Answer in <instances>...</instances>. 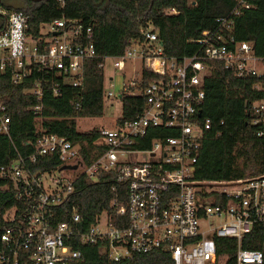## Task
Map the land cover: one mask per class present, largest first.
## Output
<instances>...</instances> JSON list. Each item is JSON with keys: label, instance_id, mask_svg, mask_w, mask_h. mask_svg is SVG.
<instances>
[{"label": "built area", "instance_id": "1", "mask_svg": "<svg viewBox=\"0 0 264 264\" xmlns=\"http://www.w3.org/2000/svg\"><path fill=\"white\" fill-rule=\"evenodd\" d=\"M252 6L248 0H235L213 28L193 38L199 45L193 54L178 58L166 53L157 29L148 22L122 53L100 57L97 65L105 73L110 59L122 78L116 83L113 73H106L104 95L119 100L123 93L142 95L143 106L132 118L120 123L116 118L115 126L100 127L89 160L80 142L41 130L32 152L0 164V193L12 191L22 205L13 203L0 211V262L74 264L83 258L74 247L81 243L97 245L112 261L162 250L170 264H264L262 250L240 246L254 223L264 224V173L226 179L195 176L201 141L211 127L209 117L199 119L211 61H221L238 76L255 77L253 88L259 95L249 103L250 123L258 135L264 131V55L233 33V17ZM0 17V73L9 74L11 82L30 78L25 90L37 98L45 86L58 96L64 85L83 84L85 60L97 56L90 25L62 16L39 22L33 33L28 13L2 4ZM73 103L78 106L80 100ZM9 121L0 99V132L8 133ZM52 154L60 160L56 169L32 171L27 166ZM110 169L127 184L125 201L112 198V210H100L84 229L76 210L51 222L48 207L64 200L79 175L95 178ZM201 191L211 192L206 202ZM220 193L227 198L224 204L215 201ZM208 215L224 221L201 230L199 220ZM215 236L237 239L232 257L218 255Z\"/></svg>", "mask_w": 264, "mask_h": 264}, {"label": "trees", "instance_id": "2", "mask_svg": "<svg viewBox=\"0 0 264 264\" xmlns=\"http://www.w3.org/2000/svg\"><path fill=\"white\" fill-rule=\"evenodd\" d=\"M23 1L24 4L4 6L28 13L33 33L37 32L39 22L62 16L77 17L84 25H90L97 56L85 60L83 84L64 85L58 96L45 86L42 97L37 98L25 90L32 84L30 78L13 83L9 74L0 73V99L10 119L8 133L0 132V164L11 163L19 154L32 152L41 130L80 142L81 153L89 160L88 151L93 149V140L99 137L100 127L79 130L77 120L103 113L106 73L97 65L100 57L122 53L130 38L139 35L140 27L148 22L157 29L166 53L178 58L193 54L199 48L193 38L202 29L213 28L216 18L235 3V0H195L194 4L188 0H63L61 5L59 0ZM248 1L254 6L233 17V33L238 39L250 41L256 54L264 55V0ZM169 7L176 11L166 12ZM211 64L212 69L204 79L199 115V119L209 117L211 127L201 141L195 176L199 179H226L262 174L264 131L260 135L256 133L248 110L250 101L259 95L253 88L255 77L238 76L218 60L211 61ZM148 80L149 76L143 84ZM75 99L80 100L78 106L73 103ZM120 101L119 123L132 118L143 106L142 95L123 93ZM36 105L40 107L35 111ZM27 166L32 171L56 169L60 160L56 154L41 155L36 161H29ZM200 195L206 202L211 192L201 191ZM115 196L125 201L127 184L117 179L114 170L100 171L95 178L81 174L64 200L48 207L50 220L55 223L68 218L76 210L82 217L84 229L100 210H112L110 201ZM215 201L224 204L227 198L220 193ZM13 203L20 204L12 191L0 193V211ZM215 241L217 253L222 257H232L238 247L237 239L232 236H215ZM240 246L260 249L264 253V224L254 223L242 236ZM74 247L80 249L83 256L74 264H170L169 254L162 250L134 252L129 258L112 261L99 253L97 245L76 243Z\"/></svg>", "mask_w": 264, "mask_h": 264}, {"label": "rangeland", "instance_id": "3", "mask_svg": "<svg viewBox=\"0 0 264 264\" xmlns=\"http://www.w3.org/2000/svg\"><path fill=\"white\" fill-rule=\"evenodd\" d=\"M0 4H13L20 5L24 4L23 0H0ZM0 17V23H1ZM107 69L106 73L114 75L116 83H118L122 78L118 70L114 71L111 67V60H106ZM139 65V62H138ZM104 86H107V80L105 81ZM121 113V101L118 98L107 97L104 98V107L103 113L100 116L94 117H81L77 120V128L79 130H88L93 127H113L115 126L116 118ZM66 172H69L68 170ZM224 221V217L218 215L205 216L200 218L199 227L201 230H205L211 227L219 226Z\"/></svg>", "mask_w": 264, "mask_h": 264}, {"label": "water", "instance_id": "4", "mask_svg": "<svg viewBox=\"0 0 264 264\" xmlns=\"http://www.w3.org/2000/svg\"><path fill=\"white\" fill-rule=\"evenodd\" d=\"M61 167H65V165H62Z\"/></svg>", "mask_w": 264, "mask_h": 264}]
</instances>
